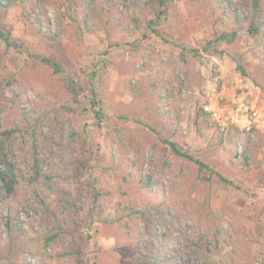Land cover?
Listing matches in <instances>:
<instances>
[{
  "label": "rangeland",
  "instance_id": "obj_1",
  "mask_svg": "<svg viewBox=\"0 0 264 264\" xmlns=\"http://www.w3.org/2000/svg\"><path fill=\"white\" fill-rule=\"evenodd\" d=\"M148 1L0 8L3 31L73 78L0 44V80L14 79L1 122L19 130L16 192L0 190V264H264V29L205 49L252 0H167L159 35ZM231 100L253 108L251 130H223L203 109Z\"/></svg>",
  "mask_w": 264,
  "mask_h": 264
},
{
  "label": "trees",
  "instance_id": "obj_2",
  "mask_svg": "<svg viewBox=\"0 0 264 264\" xmlns=\"http://www.w3.org/2000/svg\"><path fill=\"white\" fill-rule=\"evenodd\" d=\"M25 1L27 0H0V8H7L14 3H23ZM37 1L41 3L47 0ZM95 1L96 0H91V2L94 3ZM148 3L149 6L154 7L155 12L157 13L156 20H151L148 27L151 29L152 33L159 35L158 26L160 25V21L161 19H164V17L168 13L167 0H150L148 1ZM234 17V23L237 28L218 32L212 40L207 42L205 46L206 50L217 49V47L222 44H233L236 41L240 31L246 32L251 37H256L260 34L261 30L264 29V9L261 5V0H252L251 7L245 14H240L235 10ZM0 44H2L6 50L13 49L24 57L49 67L56 75H65L69 78V80H73L69 72H67V70L60 62L48 58L44 55L36 54L30 49L25 48L22 44L18 43V41L14 40L9 32L3 31L1 28ZM191 52L198 53L197 50H191ZM237 68L242 74H245V70L239 63L237 65ZM13 83L14 79L9 80L7 84H4L0 80V104L3 100L6 99V85H10ZM88 100L90 102L93 114L100 119V116H102L101 100L95 88H91ZM1 113L2 108L0 105V190L5 192L7 197H12L16 192V188L19 182L18 162L15 151V139L17 133H19V130L17 128H5L1 122ZM42 120L43 118L38 119L39 122H41ZM166 143H168V146L170 147L172 153L177 158L185 159L192 163H195L201 171L207 170L209 172H212V170L206 164L197 159H194L186 152H183L175 143ZM40 162L41 161L39 155L35 154L34 162L32 165V180L34 181L37 180L41 175ZM148 211H152L158 215L162 212L161 208L157 206L153 207L152 209L148 208L147 210L138 213H141L143 215L144 212L148 213Z\"/></svg>",
  "mask_w": 264,
  "mask_h": 264
},
{
  "label": "built area",
  "instance_id": "obj_3",
  "mask_svg": "<svg viewBox=\"0 0 264 264\" xmlns=\"http://www.w3.org/2000/svg\"><path fill=\"white\" fill-rule=\"evenodd\" d=\"M203 109L205 113L213 116L214 122L223 130L237 128L241 131H249L255 121L256 114L245 100H231L222 107L211 103Z\"/></svg>",
  "mask_w": 264,
  "mask_h": 264
}]
</instances>
